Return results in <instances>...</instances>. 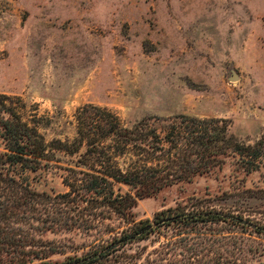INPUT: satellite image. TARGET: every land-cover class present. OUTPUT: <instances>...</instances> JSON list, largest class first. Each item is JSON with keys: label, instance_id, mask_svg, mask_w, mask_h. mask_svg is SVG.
Masks as SVG:
<instances>
[{"label": "rangeland", "instance_id": "obj_1", "mask_svg": "<svg viewBox=\"0 0 264 264\" xmlns=\"http://www.w3.org/2000/svg\"><path fill=\"white\" fill-rule=\"evenodd\" d=\"M93 2L0 0V94L48 143L72 142L78 118L96 113L89 106L127 125L180 113L225 118L241 141L261 137L264 0H111L113 16L104 25L89 19ZM233 70L238 80L229 79ZM72 159L56 151L54 161L27 172L31 186L67 191L64 167ZM244 187L264 188V166L247 174L230 157L192 181L139 199L134 213L152 217L193 197L230 204ZM47 238L72 253L89 242L77 231ZM250 264H264V251Z\"/></svg>", "mask_w": 264, "mask_h": 264}, {"label": "trees", "instance_id": "obj_2", "mask_svg": "<svg viewBox=\"0 0 264 264\" xmlns=\"http://www.w3.org/2000/svg\"><path fill=\"white\" fill-rule=\"evenodd\" d=\"M80 116L72 142H47L0 94V264H250L264 251V188L221 199L193 197L136 218L138 200L223 166L230 157L247 174L264 166V133L241 141L228 119L185 113L127 125L107 109ZM87 108V107H86ZM86 108H81L83 111ZM85 149V150H82ZM64 151L68 190L34 189L27 172ZM125 186L124 192L116 187ZM80 232L68 252L47 238Z\"/></svg>", "mask_w": 264, "mask_h": 264}, {"label": "clouds", "instance_id": "obj_3", "mask_svg": "<svg viewBox=\"0 0 264 264\" xmlns=\"http://www.w3.org/2000/svg\"><path fill=\"white\" fill-rule=\"evenodd\" d=\"M113 16L111 0H94L89 12V19L101 25L107 24Z\"/></svg>", "mask_w": 264, "mask_h": 264}, {"label": "water", "instance_id": "obj_4", "mask_svg": "<svg viewBox=\"0 0 264 264\" xmlns=\"http://www.w3.org/2000/svg\"><path fill=\"white\" fill-rule=\"evenodd\" d=\"M229 79H230L231 81L238 80V79H239V75H238V73H237L236 71L233 70L231 76L229 77Z\"/></svg>", "mask_w": 264, "mask_h": 264}]
</instances>
